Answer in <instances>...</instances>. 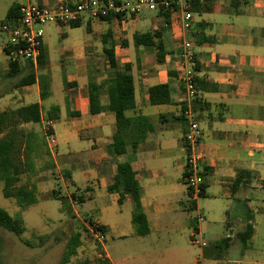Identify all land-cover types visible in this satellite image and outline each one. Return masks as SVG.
<instances>
[{
  "label": "crops",
  "instance_id": "0c3cea01",
  "mask_svg": "<svg viewBox=\"0 0 264 264\" xmlns=\"http://www.w3.org/2000/svg\"><path fill=\"white\" fill-rule=\"evenodd\" d=\"M23 1H8L0 23L11 4ZM37 1L51 5L58 0ZM190 4L188 29L181 26L180 11L170 12L168 24L160 32L161 61H157L155 44L133 42L134 34L153 32L163 24L158 10L146 7V11L142 8L138 14L121 19L83 18L81 23L86 21L89 37L63 51L62 66L72 71L63 81L66 116L62 132L66 145L57 149L60 164L79 192L74 195L82 197L79 202L91 199L99 206L94 221L103 226L104 240L130 239L129 246L137 248L118 253V249L113 251L102 243L107 264L127 260L129 264L162 260L171 264H235L239 258L227 257L233 239L246 250L252 246L255 230H264V0H191ZM185 40L192 42L194 75L199 81H195L197 95L193 101L200 132L198 147L204 154L200 165L204 187L199 195L184 182L186 126L180 115V61ZM153 41L156 43L157 38ZM4 44L0 38L3 73L9 67ZM43 46L48 58L44 42ZM108 49H112L115 68L109 66ZM125 64L130 65L133 78V98L125 115L148 117L150 129L135 150L128 145L126 152L113 154L109 144L115 116L106 109L108 82L116 71H124ZM42 72L49 74L46 67ZM89 82L98 86L101 109L96 113L89 111ZM162 83L168 86V102L151 104L148 89ZM18 100L22 101L15 104ZM43 100L36 80L0 94V111L37 102L43 131L49 126L55 137L54 122L60 118L61 105L53 104L59 108L57 119L46 121L43 113L52 105L44 106ZM120 162L130 163L142 191L140 201L149 226L144 236L134 233L130 196L125 195L119 204V194L107 191ZM78 180L84 182L81 188ZM107 201L109 205L104 204ZM248 226L252 235L242 242L238 235ZM194 233L206 244L193 242ZM223 239H228L224 248ZM164 250L172 254L164 257Z\"/></svg>",
  "mask_w": 264,
  "mask_h": 264
},
{
  "label": "trees",
  "instance_id": "16d2710c",
  "mask_svg": "<svg viewBox=\"0 0 264 264\" xmlns=\"http://www.w3.org/2000/svg\"><path fill=\"white\" fill-rule=\"evenodd\" d=\"M160 1V0H155ZM191 5V4H190ZM193 6V4H192ZM18 3H13L6 11L4 21H11L18 15ZM210 9V7H208ZM159 14L162 15L163 24L153 32L136 33L133 36L135 45L155 44L158 55L157 61H161L159 51L162 50L160 42V32L168 24L169 10L159 9ZM112 18L100 17L99 20H107ZM81 20L71 21L68 24L72 27L79 26ZM153 38H157L154 43ZM109 66L116 67L112 49L107 50ZM47 64V53L42 45L40 54L37 58L36 68L28 61L27 65L22 66L16 62H8V70L3 73V76L8 79L17 80L13 87L18 88L34 83L36 80L39 86L40 99H45L49 96L50 76L42 72ZM196 82L197 79L195 78ZM210 88H213L210 86ZM98 86L95 83H88V100L89 111L91 113L98 112L101 108L97 104ZM109 101L106 109L112 112L115 116L114 132L112 134V142L109 144V150L113 154H121L126 152L129 145L132 150L137 148L146 132L150 129L148 117L137 116L127 117L125 111L130 107L133 98V78L130 72V65L125 64L124 71H116L113 78L108 82ZM149 102L151 104L166 103L169 100L168 86L165 83L154 85L148 89ZM59 108L56 105L50 106L44 113L43 118L46 121H54L58 117ZM182 118V117H181ZM42 113L40 105L37 102L19 106L14 109L0 111V182L3 186L1 194L5 198H13L20 208L25 209L31 204L38 201L37 187L35 183L27 184L20 183L21 176L25 173H34L37 170L36 160L42 156H49L45 134H40L34 130H27L22 125L25 123H40ZM183 119V118H182ZM44 133H52L48 126ZM51 162V160H49ZM69 176L68 173L65 174ZM203 183L201 192L203 191ZM107 191L116 192L119 194L118 203H122L125 195L130 196L132 200L131 222L134 227V233L139 236H144L149 232L148 221L146 214L141 205V188L135 178V172L132 170L129 162H120L116 164L115 173L112 182L107 186ZM72 197L75 198L74 194ZM79 201L82 197L76 196ZM51 198L59 199L61 209H67L71 212V207L66 196H60L56 192H51ZM88 222L96 230H103V226L97 225L91 219ZM0 229L21 236L25 230L24 221L21 217V211L15 214H10L6 209L0 207ZM252 228L248 226L245 230L239 233L238 238L242 242H246L252 235ZM38 244H42L46 239V235L37 236ZM23 243L32 245L29 240L20 238ZM228 239H223V248L226 247ZM80 245V233H72L66 244L61 259L58 264H66L69 258L75 254L77 247ZM3 238L0 234V264H4L2 259ZM84 264V263H79Z\"/></svg>",
  "mask_w": 264,
  "mask_h": 264
},
{
  "label": "rangeland",
  "instance_id": "374dc122",
  "mask_svg": "<svg viewBox=\"0 0 264 264\" xmlns=\"http://www.w3.org/2000/svg\"><path fill=\"white\" fill-rule=\"evenodd\" d=\"M10 0H0V17L4 12L7 2ZM18 1V0H13ZM147 9L143 8V11ZM43 42L48 49V58L46 71L50 74V95L43 100L44 106L53 104L61 105L60 118L54 122L55 138L57 148L52 147L49 156H42L36 160L37 170L34 173H25L21 176L20 183H35L37 187L38 201L29 205L23 210L17 206L13 198H5L1 194L2 182H0V207L6 209L10 214L21 211V217L24 221L25 230L19 237L13 233L0 229L3 238L2 259L4 264H58L62 257L65 244L72 233H80V245L76 252L69 258L66 264H107L102 255V243L105 242L113 251L118 249V253L124 251H136V246H129L128 241H111L110 237L106 240H99L92 232V225L88 219L94 221L98 216V210L91 199L79 202L76 195L79 194L75 185H71L70 179L66 177V168L62 167L57 155V149L65 147L63 142L62 124L66 116L65 109L62 106L64 99L63 81L65 75L71 73L72 68H66L63 65V51L76 43H80L84 38L89 37L85 32L86 21L79 26L71 27L69 24H46L42 26ZM1 32V31H0ZM94 38V35H91ZM3 43L7 41V35L3 32L0 34ZM28 62L20 63L21 66L27 65ZM14 79H8L0 72V94L9 93L16 88L13 87ZM14 101V99H13ZM22 100L15 101L18 104ZM45 127L47 125H44ZM27 130H34L44 134L40 123L31 125H22ZM72 145V144H70ZM51 160V162L49 161ZM76 173V178H77ZM81 188L84 182H76ZM56 192L58 197L66 196L71 207V212L67 209H61L62 202L59 199L51 198V192ZM110 202L104 204L109 205ZM111 208L114 209L112 206ZM124 212V211H123ZM108 218V214H104ZM110 216V215H109ZM95 222V221H94ZM46 235L42 244H38L37 236ZM29 240L32 245L23 243L20 239ZM234 245L231 247L227 257H236L240 261L235 264H256L252 261L258 260L257 264H264V230H255L252 246L243 250L237 239H233ZM110 244H112L110 248ZM157 252L151 253L150 256ZM165 257L172 254L170 250L161 251ZM225 259H227L225 257ZM262 262V263H261ZM129 264V260L120 264ZM150 264H171L169 261L162 260ZM186 264V263H180ZM208 264V262L202 263ZM227 264V263H226Z\"/></svg>",
  "mask_w": 264,
  "mask_h": 264
},
{
  "label": "built area",
  "instance_id": "2783aa9c",
  "mask_svg": "<svg viewBox=\"0 0 264 264\" xmlns=\"http://www.w3.org/2000/svg\"><path fill=\"white\" fill-rule=\"evenodd\" d=\"M190 1L122 0L115 2L113 0H77L69 2L58 0L49 5L40 4L37 0H24L19 4L16 18L0 23V30L7 35L4 52L8 62L20 64L29 61L35 68L43 45V25L51 23L68 24L71 21L82 20L85 17L98 19L111 16L112 18L121 19L138 14L144 7L150 10L180 11L182 13L181 26L183 29H188L191 22ZM194 67L192 42L185 40L180 61V81L183 88V103L180 115L186 126L183 135L186 148L184 182L190 191L195 195H199L203 183L200 165L204 159V154L202 149L198 147L200 132L193 108V101L197 95ZM44 134L47 147L51 150L56 145V138L51 133ZM92 232L96 238L103 240L104 232L93 227ZM192 241L201 245L206 244L203 240L197 239L196 233L193 234Z\"/></svg>",
  "mask_w": 264,
  "mask_h": 264
}]
</instances>
